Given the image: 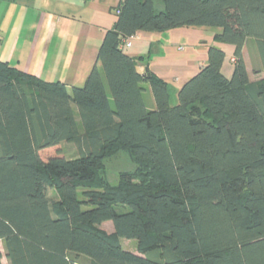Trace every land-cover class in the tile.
<instances>
[{
  "label": "trees",
  "instance_id": "1",
  "mask_svg": "<svg viewBox=\"0 0 264 264\" xmlns=\"http://www.w3.org/2000/svg\"><path fill=\"white\" fill-rule=\"evenodd\" d=\"M109 10L116 19L81 86L0 59V264H264V0ZM181 27L218 30L175 90L140 71L144 58L124 42ZM118 152L133 168L110 184L103 161Z\"/></svg>",
  "mask_w": 264,
  "mask_h": 264
},
{
  "label": "rangeland",
  "instance_id": "2",
  "mask_svg": "<svg viewBox=\"0 0 264 264\" xmlns=\"http://www.w3.org/2000/svg\"><path fill=\"white\" fill-rule=\"evenodd\" d=\"M101 3H104L103 0H0V59L17 68L23 67L29 61L31 73L35 74L40 67L41 78L47 79L46 81L66 80L72 73H76L75 69L79 64L80 69L85 66L86 70L82 75L80 70L75 78L85 79L94 64L102 40L100 38L104 34L97 37V31L92 25V17L95 14L108 12V6L99 5ZM43 13L50 14L52 21L57 25L51 41L39 36ZM203 28L218 30L213 27ZM212 37V33L202 34L199 44L207 45L213 41ZM141 40L140 37H133L130 42L133 41V47L137 48ZM221 46L224 51L222 72L226 77H230L232 46L227 43H222ZM181 48L179 46V49ZM246 59L250 78L255 80L257 76L252 72L247 56ZM71 66L74 67L72 72ZM148 88L147 85L145 98L151 95ZM170 102H177L174 90L170 92ZM66 152L69 153L68 150ZM132 168L133 164L126 153L118 152L104 159L101 175L110 184H116L118 173ZM55 193L54 189L48 190L50 197H54ZM109 225L110 221L102 224V227L106 229ZM121 245L129 251H136L135 240L122 239Z\"/></svg>",
  "mask_w": 264,
  "mask_h": 264
},
{
  "label": "crops",
  "instance_id": "3",
  "mask_svg": "<svg viewBox=\"0 0 264 264\" xmlns=\"http://www.w3.org/2000/svg\"><path fill=\"white\" fill-rule=\"evenodd\" d=\"M119 1L120 0H103L104 3L99 4L106 7L108 6V12L104 13V11H101V13L98 15L95 14V16L92 17L93 29L97 31V37H99L100 34L102 35L105 30L111 28L113 25L116 17L114 12H111L109 9L115 6ZM58 14H60V11H58ZM56 29L57 25L52 21L50 14L43 13L42 23L39 27V36H41L42 39L47 38V41H51ZM207 32L213 35L215 30H206L203 27H181L157 33L141 31L134 36L142 39L138 47L134 48V42L132 41L128 46L129 48L126 49V47L125 50L126 53L131 56H142L144 58V60L140 61L138 64V69L140 71H143L145 65H147L152 73L163 78L177 90L184 81L194 75L205 64L208 47L214 44L213 41L210 43L208 42L207 45L199 44V38L202 34ZM179 46L182 48L179 49ZM139 47L140 49H138ZM244 57L246 59L245 50ZM79 66L78 64L75 69L76 73H72L66 80L58 79V81H62L66 85L67 89H70L72 86H81L83 84L84 78H75V75L80 70L81 75L86 70L85 66L81 67V69ZM19 69L31 73L30 62L27 61L23 67L20 66ZM72 71H74V67L71 66V72ZM40 72L41 68L39 67L37 72L33 75L41 78L42 75ZM149 104H152V98H149ZM107 222L109 221L103 222L102 224ZM106 229L111 231L112 225H109Z\"/></svg>",
  "mask_w": 264,
  "mask_h": 264
},
{
  "label": "built area",
  "instance_id": "4",
  "mask_svg": "<svg viewBox=\"0 0 264 264\" xmlns=\"http://www.w3.org/2000/svg\"><path fill=\"white\" fill-rule=\"evenodd\" d=\"M132 38V37H131ZM130 38V39H131ZM130 39H128V40H126L125 42H124V46H126V47H128L129 45H130Z\"/></svg>",
  "mask_w": 264,
  "mask_h": 264
}]
</instances>
